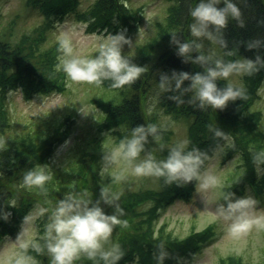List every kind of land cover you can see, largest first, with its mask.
Returning <instances> with one entry per match:
<instances>
[{
    "label": "trees",
    "instance_id": "trees-1",
    "mask_svg": "<svg viewBox=\"0 0 264 264\" xmlns=\"http://www.w3.org/2000/svg\"><path fill=\"white\" fill-rule=\"evenodd\" d=\"M171 1L165 17L157 23V36L145 47L141 48L143 56L138 65L143 67L139 79L122 88L111 87V82L105 80L101 84L103 92L96 94L94 101L100 111V118L96 122L98 128L93 127L91 134L110 135L116 142L124 140L130 135L132 127L140 124L152 123L144 113L141 97L149 92H156L157 79L161 73L171 75L173 71H187L195 74L203 72L202 66L184 62L177 54V48L171 42V33L179 32L181 40L188 38L187 26L191 22L189 9L195 0ZM27 4L36 8L43 15V22L30 32H25L18 40H13V31L0 30V143L12 134L11 116L6 107V97L9 89H20L25 97L36 93H49L53 90L65 89L60 82L66 79V73L58 70L60 63V46L47 45L51 28L56 27L64 14L68 12L81 21L87 22L90 30L106 29L115 32L119 27H126L131 31L140 18L138 10L128 5V0H93L86 9L79 8V0H26ZM241 8V21L230 20L223 29V43L204 41V52L214 58L224 61H235L239 58L255 60L257 55L264 63V0H236ZM222 6V5H221ZM241 24L243 26H241ZM126 25V26H124ZM14 27V26H13ZM13 29V28H10ZM258 42V47L249 49L248 44ZM226 45V46H225ZM193 56L197 53H193ZM142 56V55H140ZM258 71L244 75V85L235 87L244 93V98L229 101L223 109H200L185 102L177 105L167 98L161 97L159 107L162 111L176 117L189 120L188 148H197L207 153L210 159L216 154L217 148L227 142L221 153L234 158L235 167L229 172L226 180L221 184V193L234 192L236 196H246L244 189L252 182L259 188V195L264 193V166H257L253 156L264 152V118L257 107L260 99L258 87L264 79V66L258 64ZM190 83L186 81L187 85ZM227 81H218L220 87L227 86ZM191 93L188 94L190 96ZM73 113V112H72ZM61 115V114H60ZM71 117V116H70ZM69 117V118H70ZM68 118V119H69ZM65 119L66 121H69ZM63 118L50 117L37 129L25 130L17 139L9 141L6 147L0 146V210L7 211L9 218L0 219V241L7 234H14L19 229V221L30 211L33 201L40 203L59 199L65 192L77 193L86 186L91 195L100 196L98 173L95 164L91 163L96 157V140L87 142L83 146L70 150L71 163L69 166L53 165L52 158L57 143L67 134ZM154 121V120H153ZM159 124V123H158ZM12 126V128H11ZM219 127L224 131L223 137H215L210 129ZM170 132L167 129L161 143L166 147L161 149L149 137L148 150L155 153L157 159H165L169 144ZM2 140V141H1ZM7 142V141H6ZM93 145H92V144ZM91 144L90 150H85ZM94 152V153H93ZM210 159H206L204 168ZM46 166L51 174L45 189L23 185V176L29 169ZM261 169L262 172H259ZM259 170V171H258ZM96 185H92V182ZM241 190V192H240ZM196 182L168 183L164 177H157V185L141 188L140 190L121 193V206L125 213L122 220H127L126 226L117 225L115 236L111 243L119 245L120 258L115 264H161L159 253H166L162 264H185L192 262L202 247L213 240L217 234V224L210 223L202 229L192 225L190 232L179 236L167 229V222H161L163 211L177 200L189 202L196 196ZM18 195V197H17ZM92 195V196H93ZM221 197V196H220ZM13 198H16L13 200ZM222 199V197H221ZM10 201L15 207L9 206ZM108 214L114 212V207L102 204ZM47 216L38 218V235L35 239L43 246L41 237L45 233ZM161 245L163 248L161 249ZM29 254L36 264H49L50 257L46 248L39 252L29 249ZM75 264H104L97 256L89 259L82 255ZM219 264H256L245 259L242 254L232 252L220 256ZM264 264V258L262 263Z\"/></svg>",
    "mask_w": 264,
    "mask_h": 264
},
{
    "label": "clouds",
    "instance_id": "clouds-1",
    "mask_svg": "<svg viewBox=\"0 0 264 264\" xmlns=\"http://www.w3.org/2000/svg\"><path fill=\"white\" fill-rule=\"evenodd\" d=\"M241 15V8L236 0H195L194 6L189 9L191 22L187 26L188 38L181 40L178 36L181 31L169 33L172 34L171 42L176 46L177 54L184 62L198 64L204 71L195 74L187 71H173L171 75L161 73L157 79L155 95L149 98V113L157 110L160 99L165 94H169L167 98L177 105L187 102L202 110L209 107L223 109L229 101L244 98L243 91L234 88L230 78L237 73L251 74L258 71V64L264 66L261 57L257 55L255 60L244 58L226 62L222 58L206 54L203 50L205 40L223 43V29L230 20L240 22ZM97 39L99 45L96 55L88 56L77 51L72 36L62 38L59 42L62 56L58 70H62L75 82L100 86L108 80L113 88L130 85L141 77L143 67L134 63L123 51L125 44H131L130 39L122 33H109ZM247 47H258V42L250 43ZM193 53L197 55L193 56ZM221 80L227 81V86L220 87L218 81ZM186 81L190 83L186 85ZM172 123H146L132 127L128 137L103 153L100 177L111 175L113 167L123 165L125 172L130 170L131 175L138 178L164 177L168 183L184 184L195 181L196 190L201 195L216 188V175L210 168L203 167L205 160L210 157L197 148L189 149L188 139L177 140L168 146L165 159H157L154 151L148 150L146 146L149 137L161 149L166 147L161 141L164 132ZM210 130L215 137L222 138L224 135L219 127ZM253 160L258 167L264 166V152L256 153ZM50 179L51 174L47 167L41 166L25 172L23 185L46 190L45 186ZM220 195L222 202L218 204L217 210L229 235L238 237L253 229H264V214H256V202L251 197L236 196L234 192ZM120 201L119 192L102 184L100 196L95 200L88 198L84 192L68 191L53 206H48L47 201L43 204L37 203L24 215L21 231L14 241L16 247L4 258L3 264H36L28 250L31 248L39 252L42 247L46 248L50 257L49 264H75L82 255L89 259L99 256L104 264H115L121 253L119 245L111 243V237L117 225L127 224V220L121 219L126 211ZM102 204L113 206L114 212L106 213ZM8 205L15 207V202L10 201ZM44 215L47 216V223L44 236L41 237L44 241L42 246L35 238L27 235V229L35 218ZM8 218L9 213L0 210V219ZM160 247L162 249L163 245ZM165 256L166 253L162 250L158 256L161 264Z\"/></svg>",
    "mask_w": 264,
    "mask_h": 264
},
{
    "label": "rangeland",
    "instance_id": "rangeland-1",
    "mask_svg": "<svg viewBox=\"0 0 264 264\" xmlns=\"http://www.w3.org/2000/svg\"><path fill=\"white\" fill-rule=\"evenodd\" d=\"M93 0H79V8L86 9ZM128 5L138 10L140 18L136 22V28L132 31L127 30L126 27H120L116 32L111 30L105 31L92 30L87 28V22L78 20L73 13L68 12L64 14L63 20H60L56 27L51 28L49 32V41L47 45L53 44L60 46L59 42L65 36H72L76 42L77 51L81 55L94 56L97 53L99 40L97 37L101 35H107L109 33H122L126 38L131 40V44H125L124 54L131 57L133 62L138 64L139 59L143 56L141 48L150 43L158 34L157 23L161 21L168 12L171 1L169 0H128ZM43 15L32 6L28 5L26 0H0V30L7 31L8 37L9 31H13V40H18L25 32L34 30L43 22ZM14 26V27H13ZM13 28V29H10ZM142 55V56H140ZM62 56L61 50L59 51V57ZM239 58L238 60H243ZM245 72L234 74L230 78L231 83L236 87L244 85ZM67 76V74H66ZM64 82L65 89L63 91L53 90L49 93H36L31 97H25L20 89H9L6 97V107L11 116L12 128L11 137L5 138L1 147H6L9 141L17 139L16 137L23 133L25 130H35L37 125L41 126L44 120L47 121L52 118L68 119L65 122L64 127H67L69 134L57 143L52 163L53 165H65L71 163L70 150L75 149L80 144L83 146L88 141L96 140V162L95 169L98 173L99 187L102 188V184L107 185L111 190L124 193L130 191L140 190L141 188L154 187L157 185L156 176L135 177L132 176L130 170L125 172L124 166L113 167L111 169V175L106 174L103 178L99 175V168L102 165L103 153L119 144L112 139L110 135H105L101 132L100 135L91 134L93 131L92 124L98 128L96 122L100 118V111L96 107L94 97L96 94L103 92L100 86L94 84H88L85 82L72 81L68 76ZM260 99L257 101V107L262 111L264 118V81L259 89ZM155 94L149 92L143 94L142 106L144 113L148 115L152 120V123H166L168 121L173 122L168 128L171 136L170 143L174 144L177 140L188 139L189 120L184 117H176L173 114L162 111L159 107L156 111L149 113L147 111L149 98ZM83 111V112H82ZM73 112V113H72ZM61 114V115H60ZM2 141V140H1ZM227 142L222 143L216 150V154L212 156L206 168H210L216 175L218 185L216 188L209 189L207 193L201 195L196 193L193 200L184 202L183 200H177L173 205H170L163 213L161 222H167V229L173 231L179 236H184L190 232L192 225H195L197 229H202L210 223L217 224V234L210 242L206 243L197 254L196 258L185 264H219L220 256L227 255L232 252L242 254L245 259L252 263L260 264L264 258V229H253L250 232L233 237L229 235L225 230L219 212L217 210L218 204L222 202L221 199V184L226 180L230 171L235 167V160L231 157H226L221 153ZM92 144V143H91ZM91 144L85 148L90 150ZM93 145V144H92ZM4 147V148H5ZM94 153V152H93ZM143 156V153L141 154ZM91 163V167L94 165ZM123 173V176L121 175ZM92 185H96L94 181ZM84 192L86 195L89 193L86 191V186L80 188L77 193ZM246 194L251 197L255 202H258L254 194H251L249 189H246ZM93 195V194H92ZM93 200L98 199L94 194ZM18 197V195H17ZM63 198V197H60ZM59 198V199H60ZM16 198H13V200ZM59 199H55L49 202L52 206ZM34 205L40 203L38 200L33 201ZM263 205L259 204V207L255 206L256 214H264V202ZM42 204V203H41ZM256 205V204H255ZM30 209V210H31ZM38 218L31 223L27 229V235L30 238H35L38 235ZM21 231V229H20ZM19 231V232H20ZM18 232V233H19ZM18 233L14 236H7L0 243V264H3V260L8 256L10 251L16 247L14 243ZM115 236V230L112 237ZM111 237V238H112ZM110 247V245H108Z\"/></svg>",
    "mask_w": 264,
    "mask_h": 264
}]
</instances>
